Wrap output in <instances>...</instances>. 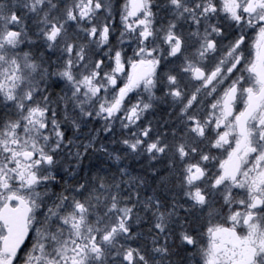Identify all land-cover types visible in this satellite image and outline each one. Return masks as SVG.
I'll return each instance as SVG.
<instances>
[{
    "label": "snow or ice",
    "instance_id": "snow-or-ice-1",
    "mask_svg": "<svg viewBox=\"0 0 264 264\" xmlns=\"http://www.w3.org/2000/svg\"><path fill=\"white\" fill-rule=\"evenodd\" d=\"M0 264H264V0H0Z\"/></svg>",
    "mask_w": 264,
    "mask_h": 264
}]
</instances>
